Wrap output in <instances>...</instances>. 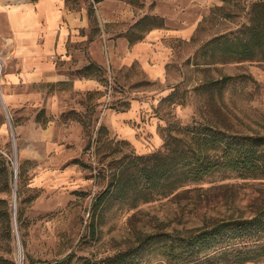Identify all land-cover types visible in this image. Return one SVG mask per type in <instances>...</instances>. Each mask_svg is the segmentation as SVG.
Returning <instances> with one entry per match:
<instances>
[{"label":"rangeland","instance_id":"obj_1","mask_svg":"<svg viewBox=\"0 0 264 264\" xmlns=\"http://www.w3.org/2000/svg\"><path fill=\"white\" fill-rule=\"evenodd\" d=\"M255 1L65 0L69 9L87 11V45L76 52L87 62L80 67L72 56L70 69L61 73L70 81L48 84L7 78L20 71V59L8 43L11 30L0 9V155L10 162L11 179L7 193L0 191L11 228L10 237H0L6 260L0 264H55L68 254L65 264H104L147 235L190 234L264 208V180L227 179L179 188L135 207L115 201L102 221L90 212L113 173L135 156L162 150L169 129L175 134L193 120H206L230 131L264 134V61L221 62L202 49L247 24ZM101 7L105 18L118 15L121 21L104 27ZM101 38L106 42L100 56L91 44ZM120 39L128 42L124 50L140 47L136 57L126 58ZM224 77L229 78L221 90L206 88ZM51 122L54 147L46 151L38 135ZM161 262L156 253L145 264Z\"/></svg>","mask_w":264,"mask_h":264},{"label":"trees","instance_id":"obj_2","mask_svg":"<svg viewBox=\"0 0 264 264\" xmlns=\"http://www.w3.org/2000/svg\"><path fill=\"white\" fill-rule=\"evenodd\" d=\"M92 12L89 8L88 13ZM212 38L202 49L221 62L248 59L264 61V0L251 4L247 24ZM229 78V77H228ZM227 77L209 81L206 88L221 90ZM10 162L0 155V191L7 193ZM143 179L144 184L140 180ZM217 177V180L213 178ZM113 181L91 203V217L103 220L115 201L135 207L140 201L166 197L179 188L227 179L264 180V134L241 133L211 121L193 120L175 134L169 129L162 150L135 156L113 173ZM135 183L129 184L130 181ZM133 186L132 191L128 190ZM93 223H89L92 225ZM93 233V230H91ZM10 237L8 206L0 198V237ZM152 244L160 248L151 251ZM213 252L211 257L202 254ZM160 264H261L264 261V208L250 217L228 218L190 234L153 233L108 258L104 264H145L155 254ZM70 254L55 264H65ZM0 260L2 259L0 256ZM216 261V263H213Z\"/></svg>","mask_w":264,"mask_h":264},{"label":"crops","instance_id":"obj_3","mask_svg":"<svg viewBox=\"0 0 264 264\" xmlns=\"http://www.w3.org/2000/svg\"><path fill=\"white\" fill-rule=\"evenodd\" d=\"M102 8L99 18L101 16L104 27L121 21L118 15L112 20L105 18ZM0 9L5 11L11 30L8 43L13 47V55L20 59V71L7 74V78L11 81L31 79L35 83L46 84L70 81L68 75L61 73L70 69L72 56L76 55L77 50L80 51L81 46L87 45V35L84 34L88 28L87 11L71 10L66 6L65 0H0ZM105 42L104 38L97 39L91 44V51L101 56ZM125 42L127 45V41L120 39L117 45L122 48ZM139 49V46H135L132 50L122 48L129 60L136 57ZM107 50L108 47L106 53ZM76 58H79L80 67L87 62L86 55H81V52L75 56ZM2 97L7 101L17 99L15 95ZM34 97L38 98L39 95ZM48 107L49 111L55 109L51 103H48ZM52 130L54 123L51 122L41 129L38 135V142L46 151L54 147ZM49 171L56 175L63 172ZM65 173L71 174L70 171ZM55 182L54 180L53 183Z\"/></svg>","mask_w":264,"mask_h":264},{"label":"water","instance_id":"obj_4","mask_svg":"<svg viewBox=\"0 0 264 264\" xmlns=\"http://www.w3.org/2000/svg\"><path fill=\"white\" fill-rule=\"evenodd\" d=\"M16 151H15V166H14V170H13V177L15 178L16 177ZM15 199H16V193H15V190H13V209L15 208ZM13 224L15 225V217H14V213H13ZM16 229V227H15ZM17 240H18V237H17ZM17 248L20 250V245H19V240H18V246ZM21 256V255H20ZM19 263H20V258H19Z\"/></svg>","mask_w":264,"mask_h":264},{"label":"bare ground","instance_id":"obj_5","mask_svg":"<svg viewBox=\"0 0 264 264\" xmlns=\"http://www.w3.org/2000/svg\"><path fill=\"white\" fill-rule=\"evenodd\" d=\"M16 255H17V259H18V261H19V258H20V261H21V253H20V250L17 248L16 249Z\"/></svg>","mask_w":264,"mask_h":264}]
</instances>
